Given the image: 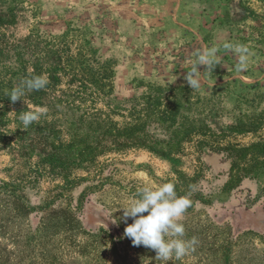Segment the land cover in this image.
<instances>
[{"label":"rangeland","instance_id":"obj_1","mask_svg":"<svg viewBox=\"0 0 264 264\" xmlns=\"http://www.w3.org/2000/svg\"><path fill=\"white\" fill-rule=\"evenodd\" d=\"M0 3L12 18L6 34L15 40L37 35L55 50L66 71L75 62L112 70L105 79L111 85L98 88L87 82L77 98L72 90L87 76L80 81L79 75L61 72L45 99L21 104L27 110L46 109L36 128L24 130L10 120L1 129L6 146L0 150V264H264V173L228 190L231 157L209 147L247 145L264 137V126L254 132L235 128L264 111V0ZM225 42L247 46L245 72L236 74L238 57L223 47ZM204 46L218 49L220 64L198 89H191L185 76ZM199 68L203 73L205 66ZM156 87L163 95L181 97L180 111L200 118L210 130L181 139L170 152L113 147L89 159L53 162L44 160L43 153H26L28 147L47 152L73 142L78 131L68 121L103 109L105 99L117 106L107 114V125L122 126L128 119L122 106ZM148 131L168 139L161 127ZM72 178L84 179L66 189V197L55 198L58 186ZM165 182L191 200L179 222L184 238L197 240L194 251L168 262L123 236L125 222L118 209L141 186Z\"/></svg>","mask_w":264,"mask_h":264},{"label":"trees","instance_id":"obj_2","mask_svg":"<svg viewBox=\"0 0 264 264\" xmlns=\"http://www.w3.org/2000/svg\"><path fill=\"white\" fill-rule=\"evenodd\" d=\"M11 22L12 18L8 10L0 3V150L6 146L4 133L1 130L3 126L7 125L10 120H13L17 124L16 126L22 125L18 117L20 112L27 110V106H21L22 102L29 100L33 103H39L43 98L45 99L47 97L46 90L56 86L60 81L61 72L71 74L72 77L79 75L80 81L87 76L79 86L72 90L73 98L82 95L83 91L88 88L87 82L96 83L98 88H101L102 85L105 87L111 85L109 81L105 82V79H108L112 73L108 66L95 69L90 64L87 66L81 65V62H75L74 67L70 66L66 71V66L58 64L59 60L55 50L44 45L37 35L29 34L15 40L6 34L4 30ZM95 73L97 74L96 78H90ZM39 74H46L48 77L49 83L44 89L26 91L24 97L16 102H12L6 95L21 80ZM172 90H169L168 93ZM163 92L160 87L151 88L148 93L139 98H132L127 107L122 106V109L127 111L126 116L128 117L122 126L115 122H110L107 125L108 122L105 121L107 114L115 112L117 106H110L109 99H105L103 109L94 112L87 111L84 118L68 121L69 127L78 131V138L74 139L73 142L47 152L36 151L34 148L28 147L26 153L28 156L43 153L44 160H77L92 158L97 153L113 147H144L170 152L179 147L181 139L194 133L205 134L206 130H210L206 124L201 123L200 118H187L180 111L182 107L181 97H176L175 94L170 97V93L163 95ZM165 99L167 101L164 103ZM51 103H47V106L50 107ZM187 104L190 105V102L185 103L186 106ZM37 125L38 123L34 122L29 127L36 128ZM149 126L161 127L168 133V139L155 137L148 131ZM235 126L239 131L251 130L254 132L258 130L264 126V111L256 117H250L247 122L239 121ZM209 147L217 152H225L231 157L230 178L226 182L228 190L235 188L244 178L264 173V137H258L257 140L247 145L228 143L225 145L213 144ZM36 179L30 180L32 185ZM83 179H66L58 186L59 188L53 196L55 198L64 197L66 189L69 190L80 185ZM3 190V187L0 186V192ZM14 191L18 190H12V192Z\"/></svg>","mask_w":264,"mask_h":264},{"label":"clouds","instance_id":"obj_3","mask_svg":"<svg viewBox=\"0 0 264 264\" xmlns=\"http://www.w3.org/2000/svg\"><path fill=\"white\" fill-rule=\"evenodd\" d=\"M223 47L238 57L236 74L245 72L250 55L247 46L225 42ZM217 53L218 49L215 46H204L196 52V60L185 76L191 89H198L202 82H206V74L212 73L215 66L220 64ZM199 66H205L203 73ZM48 83L46 74L31 75L21 80L6 95L12 102H16L24 97L26 91L42 90ZM45 113L44 108L20 112L18 119L23 125L22 129L27 130ZM190 206L191 200L187 196H179L172 182H165L159 186L145 184L137 189L134 197L118 208L122 209L121 219L125 222L123 236L130 239L133 246L154 250L156 257L161 261L179 260L194 251L197 243L194 237L190 240L184 238L185 228L179 222ZM129 218L132 220L131 223L127 222Z\"/></svg>","mask_w":264,"mask_h":264}]
</instances>
